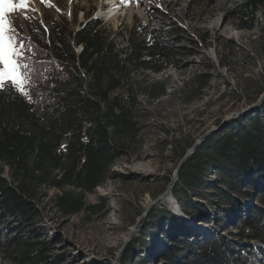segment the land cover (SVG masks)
Listing matches in <instances>:
<instances>
[{
	"label": "trees",
	"instance_id": "1",
	"mask_svg": "<svg viewBox=\"0 0 264 264\" xmlns=\"http://www.w3.org/2000/svg\"><path fill=\"white\" fill-rule=\"evenodd\" d=\"M43 12L30 11L13 26L18 44L25 45L22 55L30 67L24 71L35 74L27 89L31 102L8 84L0 92V256L10 264H64L41 228L44 210L66 217L91 208L86 195L111 177L120 158L133 157L142 147L147 117L141 97L155 101L167 95L166 80L148 82V74L177 68L185 54L178 44L184 29L176 23L126 31L121 24L115 30L90 11L75 27V15L69 22ZM232 16L245 30L262 18L264 46V0H239ZM215 69L211 63L199 70L186 66L190 78L181 97L203 100ZM263 92L264 75L235 88L229 111H240L243 104L252 109L210 134L183 163L173 197L192 229L187 232L189 222L170 207L162 208L158 215L172 228L164 230L170 242L167 264H264ZM193 134L173 139L176 165L199 138ZM212 172L215 180L209 179ZM223 207L245 210L228 220L238 227V238L221 230L209 238L199 235L212 212ZM159 217L143 233L150 224L153 233L163 231ZM142 245L153 252L146 240Z\"/></svg>",
	"mask_w": 264,
	"mask_h": 264
},
{
	"label": "rangeland",
	"instance_id": "2",
	"mask_svg": "<svg viewBox=\"0 0 264 264\" xmlns=\"http://www.w3.org/2000/svg\"><path fill=\"white\" fill-rule=\"evenodd\" d=\"M23 2L28 5L27 8L21 7L22 0H11L15 7L8 12L6 19L12 26L30 11L37 14H44L45 11L50 17L64 16L69 22H73L75 15L74 26L79 27L86 20V13L93 11V16L104 18L115 30L121 24L126 31L145 25L164 28L170 23L184 29L183 37L178 41L179 49L185 52L183 61L177 68L170 67L156 75L150 73L146 79L148 82L166 80L167 95L155 101L141 97L147 117L141 135V149L133 157L120 158L112 167L111 177L86 195L91 208L65 217L47 207L40 222L52 243V252L61 255L59 259L64 264H154L151 259L162 255L156 264H167L164 253L170 244L167 232L172 233V228L166 218L159 217L162 208L170 207L183 221L189 222L184 229L187 232L192 229L191 218L184 215L180 208L179 211L176 209L178 203L174 197L154 202L174 179L173 139L186 138L190 133L200 138L202 130L215 127L216 119H226L233 114L228 108L235 102L232 94L235 88L251 78L264 75V46L259 26L263 19L252 30L240 28L239 21L232 16L239 0ZM204 63L216 67L211 71L215 80L203 100L189 103L180 95L181 88L190 78L185 67L199 70ZM221 94L223 100L219 99ZM205 104L210 106L208 110H205ZM241 106L246 107L244 104ZM214 175L212 172L209 179L215 180ZM239 213L244 214L245 210L231 212L223 207L212 212L208 222L202 226L204 228L199 229L203 230L199 235L209 238L212 233L221 230L222 234L237 237L238 227L236 224L229 225L228 220ZM158 217L163 221V231L155 234L152 224H148L149 229L143 233L146 224ZM195 238L192 237L191 241ZM144 240L150 243L153 252L151 249L150 252L145 251ZM130 252L133 254L131 258L128 256ZM0 264L10 263L0 256Z\"/></svg>",
	"mask_w": 264,
	"mask_h": 264
},
{
	"label": "snow or ice",
	"instance_id": "3",
	"mask_svg": "<svg viewBox=\"0 0 264 264\" xmlns=\"http://www.w3.org/2000/svg\"><path fill=\"white\" fill-rule=\"evenodd\" d=\"M14 7L11 0H0V92L8 90L5 87L7 83L9 88L31 102L32 97L27 89L33 87L35 74L24 71L30 67L24 62L26 57L22 55L25 45L18 44L16 29L6 19L8 12ZM21 7L27 8L28 5L22 0Z\"/></svg>",
	"mask_w": 264,
	"mask_h": 264
},
{
	"label": "water",
	"instance_id": "4",
	"mask_svg": "<svg viewBox=\"0 0 264 264\" xmlns=\"http://www.w3.org/2000/svg\"><path fill=\"white\" fill-rule=\"evenodd\" d=\"M263 100H264V92L261 94V96L259 98V103H261ZM251 109H252V105H246V107L242 108L240 111H235V112H233V114H231L226 119H222L221 122H220V124L218 126H215V127H212L210 129H208L206 131V133L203 135V137H200L196 141L195 145L188 150V152L186 153L185 157L178 163V165H176L173 181L170 183V185L165 190V192L160 197L156 198L154 202H157V201H159L161 199H165V198H168V197L172 196L173 188H174L176 182L179 179L180 169H181L183 163H185L187 161V159L195 152V150L197 149L198 145L203 140H205L213 132L219 130L222 127H225L229 123L230 120L238 117L240 114L245 113V112H247V111H249ZM147 212L148 211L145 212V216H146Z\"/></svg>",
	"mask_w": 264,
	"mask_h": 264
},
{
	"label": "bare ground",
	"instance_id": "5",
	"mask_svg": "<svg viewBox=\"0 0 264 264\" xmlns=\"http://www.w3.org/2000/svg\"><path fill=\"white\" fill-rule=\"evenodd\" d=\"M170 198H171V199H174V198H173V195H172ZM178 206H179V205H176V209L179 211V208H180V207H178Z\"/></svg>",
	"mask_w": 264,
	"mask_h": 264
}]
</instances>
